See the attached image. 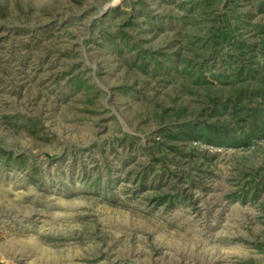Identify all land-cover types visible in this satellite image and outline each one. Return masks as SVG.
<instances>
[{"label":"rangeland","instance_id":"374dc122","mask_svg":"<svg viewBox=\"0 0 264 264\" xmlns=\"http://www.w3.org/2000/svg\"><path fill=\"white\" fill-rule=\"evenodd\" d=\"M201 1L0 0V264H264V0Z\"/></svg>","mask_w":264,"mask_h":264},{"label":"trees","instance_id":"16d2710c","mask_svg":"<svg viewBox=\"0 0 264 264\" xmlns=\"http://www.w3.org/2000/svg\"><path fill=\"white\" fill-rule=\"evenodd\" d=\"M213 1L214 0H204L203 2L201 1L200 3H198V6H200L199 10L211 9L215 5ZM233 21L234 17L230 16H225L223 18H218L215 20L216 28L220 23H222V25L219 26L220 28H217L214 32H212L210 45L215 50V52H218L219 49L229 48L231 51L237 52L240 55L248 54V44L243 40H237L233 37L236 32ZM239 23H244V21L240 20ZM262 126L263 129L259 131L263 133L264 124ZM177 135L182 136L181 138L187 141H203L213 147L221 146L222 144H226L231 140L230 134H228L223 128L206 125H191L184 127L179 131ZM177 135H172V138H176Z\"/></svg>","mask_w":264,"mask_h":264},{"label":"water","instance_id":"95a60500","mask_svg":"<svg viewBox=\"0 0 264 264\" xmlns=\"http://www.w3.org/2000/svg\"><path fill=\"white\" fill-rule=\"evenodd\" d=\"M109 8L102 12V15H105L108 12Z\"/></svg>","mask_w":264,"mask_h":264}]
</instances>
